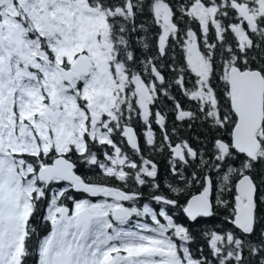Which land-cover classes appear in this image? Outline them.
<instances>
[{"label": "flooded vegetation", "instance_id": "obj_1", "mask_svg": "<svg viewBox=\"0 0 264 264\" xmlns=\"http://www.w3.org/2000/svg\"><path fill=\"white\" fill-rule=\"evenodd\" d=\"M232 2L254 17L247 24L235 12L243 29L233 30L247 43L252 30L262 29L264 0H193L185 8L184 0H0V264H246L242 244L254 233L255 180L243 173L256 186L253 229L233 225L235 193L231 217L216 216L220 230L212 231L236 238L235 246L218 252L213 244L211 254L198 241L189 246L214 216L212 193V213L190 220L186 203L205 187L184 200L176 163L196 154L181 146L183 159L174 158L177 144L163 116L161 125L159 113L151 120L168 63L185 53L193 62L191 45L203 64L193 62L196 74H215L205 67L216 52L206 41L221 42L231 30H215L214 18L219 12L226 22ZM19 51L29 74L22 85ZM59 90L64 98L56 101ZM156 129L161 144L153 146ZM132 132L137 149L128 143ZM258 138L256 159L244 155L257 173L264 171V121ZM162 149L165 162L153 161L149 155ZM255 260L264 264V252Z\"/></svg>", "mask_w": 264, "mask_h": 264}, {"label": "trees", "instance_id": "obj_2", "mask_svg": "<svg viewBox=\"0 0 264 264\" xmlns=\"http://www.w3.org/2000/svg\"><path fill=\"white\" fill-rule=\"evenodd\" d=\"M192 2L193 0H184V8L191 5ZM187 13L191 14V12ZM223 13L228 14L229 18L225 22L218 12L214 18V24L220 28H215V30L224 31L227 24L231 30L224 33L221 42L215 41L212 36L209 39L211 43L206 41L207 46L211 44L216 48L214 57L210 55L205 61L207 71H214L215 74L205 78L193 72L187 63L186 53L180 62H169L164 83L165 88L161 92L159 91L155 98L153 97L151 120L154 121L156 113L161 114L167 125L165 127L166 134L171 143L180 144L184 148L188 146L195 151L196 157L187 164L176 163L183 168L182 180L178 181L184 183L182 187L184 200L194 192L203 190L206 176L211 185L214 216L209 220L210 224L199 226V230L204 233L192 238L189 246H196L195 242L198 241V246L210 254L211 251L208 248L213 247V244L220 248L218 252H222L221 249L224 247L235 246L236 238L232 242L231 238L212 235V231L220 230L216 216L231 217L235 183L243 173H249L255 180L257 185L256 223L254 233L247 237V245L242 244V252L247 258L246 264H257L255 259L258 258V254L264 252V171L257 173L251 164L247 167L244 155L237 153L232 148H229L225 155H221L216 142L223 140L230 144V132L236 121L229 106L226 74L228 67L234 64L241 69H258L264 75V23L260 24L262 29H251L255 33L252 32L250 35V41L242 43L233 30L235 26L242 24L239 17L229 5L226 6ZM150 22L153 28V19H150ZM212 23L213 21H211V26ZM242 25L241 29H243ZM211 26L206 31L214 34V29ZM172 68L176 70L174 71ZM178 105L182 115L177 110ZM153 134L155 139L151 144L153 146L161 144V141L158 140L160 132L156 129ZM161 151L163 152L161 154H150V158L153 161L163 158L165 162L167 155L163 149ZM160 164L159 168L163 169V165ZM160 190L166 197L173 198L168 189ZM213 223L216 227L211 226ZM258 235H262L259 243L256 238Z\"/></svg>", "mask_w": 264, "mask_h": 264}, {"label": "water", "instance_id": "obj_3", "mask_svg": "<svg viewBox=\"0 0 264 264\" xmlns=\"http://www.w3.org/2000/svg\"><path fill=\"white\" fill-rule=\"evenodd\" d=\"M231 5L247 24H254V17L248 12L245 5L236 2H232ZM190 55L194 63H200V66L203 67L197 45H191ZM153 72L159 80H162L154 67ZM227 83L230 108L236 121L230 133V144L218 140L216 142L218 151L221 155H225L229 148H232L237 153L255 160L261 148L258 132L264 121V75L258 69H241L232 64L227 70ZM177 110L180 112L179 105ZM179 114L182 115L181 112ZM156 120L161 125L162 116L156 114ZM25 128L26 126L23 131ZM128 143L137 149V139L133 132L129 134ZM171 151L174 158L183 159L180 144L172 147ZM189 154L195 157L193 149H189ZM205 180V189L189 197L184 208L185 215L190 220L198 216L207 217L212 213L211 185L208 177ZM234 189L236 206L232 223L241 231H251L254 225L255 183L249 174H243L236 181Z\"/></svg>", "mask_w": 264, "mask_h": 264}, {"label": "rangeland", "instance_id": "obj_4", "mask_svg": "<svg viewBox=\"0 0 264 264\" xmlns=\"http://www.w3.org/2000/svg\"><path fill=\"white\" fill-rule=\"evenodd\" d=\"M79 12H81V11H79ZM21 42V41H20ZM21 50V49H20ZM24 50V49H23ZM24 51H26V50H24ZM27 52V51H26ZM28 53V52H27ZM26 57L23 55V54H21L20 53V51H19V85H22V78L23 77H29L28 75V70H27V63H26ZM187 63H188V65H189V67H190V69L193 71V72H200V70L198 69V67L197 66H194V64H193V62H191V60L190 59H188L187 58ZM206 67V66H205ZM206 70H207V68H206ZM200 76H202V75H200ZM58 91V90H57ZM59 91H61L62 92V94H60L59 92H56L57 94H55V96H56V98H57V100L56 101H59V99L61 98H64V93H63V91L62 90H59ZM34 96H31L30 98H33ZM19 99H21V98H19ZM26 104H27V102H25L24 100H22L21 101V105H19V110H20V112H21V109L22 108H25V106H26ZM22 112H24L25 113V109H23V111ZM26 145H28V143L26 142V141H21V140H19V146L21 147V146H26ZM260 154V153H259Z\"/></svg>", "mask_w": 264, "mask_h": 264}]
</instances>
